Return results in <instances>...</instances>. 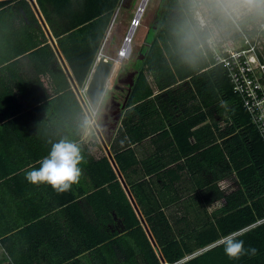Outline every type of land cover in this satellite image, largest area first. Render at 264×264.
I'll return each mask as SVG.
<instances>
[{"label": "crops", "instance_id": "0c3cea01", "mask_svg": "<svg viewBox=\"0 0 264 264\" xmlns=\"http://www.w3.org/2000/svg\"><path fill=\"white\" fill-rule=\"evenodd\" d=\"M123 1L110 20L90 73L85 82L79 84L60 47V40L70 33L67 32L70 23L65 13L75 12L79 18H85L87 8H71L69 0H0V203H10L15 205L16 212L20 211L9 217L12 218L11 224H18L20 228L29 225V221L25 220L34 213L57 204L55 195L47 191L51 189L49 184H32L25 179V175L40 167L38 161L48 155L51 144L65 140L77 144L87 161L79 165L83 170L80 182L71 187L75 201L86 218L93 216L101 232L99 235L107 237L106 242L125 233L121 222L124 217L116 209L106 212L99 208L89 212L87 197L95 188L102 186L98 166L93 170L89 167L90 154L95 159L103 153L108 157L161 264L184 263L212 251L216 252L213 255L215 259H204V264H253L255 259L258 262L263 259L259 257L261 252L230 259L225 254L224 245L219 243L222 237L230 234L224 233L218 224L228 208L227 197L238 192L242 185L229 153L233 135L229 130L233 124L229 105L215 84L205 86L189 77L161 90L152 73L145 69L153 89L150 107L145 108V102L128 107L132 88L127 100L126 97L130 83L133 81L135 84L136 66L135 70L127 69L125 77L117 73L119 69L114 73V67L100 105L92 107L91 104V109L97 110L95 117L80 102L75 89L89 84L100 54L112 61L114 59L104 53L103 48L108 40L111 42L113 39L116 27H122L120 22L115 24V17ZM55 3L59 4L58 8ZM58 9L62 13L58 11V14ZM190 13L198 26L191 9ZM203 15L210 21V26L204 29L209 35L215 33L214 20L220 18L226 24L227 32L235 31L229 16L207 12ZM79 38L84 39L85 35H79ZM206 49L212 56L207 46ZM141 56L138 59L145 58L142 52ZM55 59L59 61L63 73L55 67ZM115 61L117 64L121 62L118 59ZM136 63L137 59L133 65ZM209 63L206 69L217 65L214 60ZM66 82L69 83L68 88L74 91L75 99L60 101L57 95L66 88ZM124 102L125 107H122ZM119 114L121 118L117 120ZM126 114H129L130 121L127 126L123 125ZM92 118H95L96 124L91 123ZM142 118L146 121L140 125ZM127 127L129 131H126ZM139 136L144 137L136 139ZM127 151L129 167L125 172L116 155L126 156ZM217 180L230 181L234 190L225 195L217 188ZM65 195L68 196L69 192L62 193V196ZM217 199L224 201L223 207L209 209ZM234 200L242 201V196L236 195ZM54 210L43 212L42 217L33 219L36 223L47 216L54 217L49 219L53 220L52 223L38 225L40 234L47 232L48 235L45 242L38 239V252L45 264H56L55 253L59 251L55 246L60 242L53 244L52 233L61 230L59 236L65 244V238H74L73 231L77 229L75 221L79 220V213L74 214L73 208L68 213H61L57 206ZM150 219L163 224L165 220L172 226L177 248L187 251L181 260L173 263L166 260L152 232ZM263 222L264 218H259L233 232L242 233L240 237ZM44 226L49 231L43 229ZM164 227L169 230L168 226ZM159 234L162 232L159 231ZM168 234L171 236L170 231ZM207 239L211 241L200 245ZM244 247L249 249L245 241ZM75 249L82 250L79 247ZM119 250V245L112 249L119 257L115 262H125ZM102 257V254H86L75 264H107ZM136 257L139 264H147L139 254ZM69 261L72 260L59 264H69Z\"/></svg>", "mask_w": 264, "mask_h": 264}, {"label": "trees", "instance_id": "16d2710c", "mask_svg": "<svg viewBox=\"0 0 264 264\" xmlns=\"http://www.w3.org/2000/svg\"><path fill=\"white\" fill-rule=\"evenodd\" d=\"M120 2L121 0H69L71 4H69V7L87 8L88 10L85 18H79L75 12L65 13L70 23L67 32L70 33L60 40V47L67 57L79 84H83L90 73L110 20ZM55 7L58 8L59 4L55 3ZM190 9V0H163L158 10L155 26L149 28L147 34L150 44L144 49L145 58L142 60L137 59L135 64L137 76L128 100V107L143 102H145V108L150 107L152 100L149 99L153 96V89L146 76L145 69L152 73L161 90L189 77L196 83L205 86L209 83L211 85L212 83L215 84L214 86L229 105V113L233 120V124L229 128L230 132L233 133L230 138L232 147H230L229 153L233 168L237 170L242 185L238 192L227 197L228 208L223 219L218 221L219 228L227 234L248 226L259 218H264V142L251 123L248 111L233 92L224 67L215 65V67L206 69L210 64V60L213 61L205 43L209 33L198 28L193 21ZM58 11L62 13L59 9L57 13ZM83 34L85 38H79V35ZM54 64L63 73L57 59H55ZM68 87L69 83L66 82V88L57 95L59 96L58 100L75 99L74 91ZM128 115L126 114L123 125L127 126V123L130 122H128ZM145 121L146 119L142 118L140 125L144 124ZM79 128L81 127L79 126ZM126 131H129V127L126 128ZM141 137L144 136H139L136 139H141ZM116 158L121 169L127 172L129 167L128 151L126 156L118 153ZM90 161L91 165L89 167L91 170L97 166L100 170V184L102 186L95 188L93 193L88 195L87 199L90 201L89 212L99 208L106 212L116 209L118 214L124 217L121 222L122 227L125 228V233L106 242L107 237L99 235L101 232L97 223L93 220V216L86 218L84 211H80L72 189L68 191V196H62V193L56 192L51 187L47 191L50 190V194L55 195L58 203L50 205L49 208L42 209L27 218L25 221H29V225L25 227L20 228L18 224H11L12 218L9 217L20 212H16L15 205L0 203V264H45L38 252L40 242H38V239H43L42 242H45L48 235L47 232H43L41 235L38 225L41 227L45 222L52 223L53 220L49 221V219H54V217L47 216L36 223L33 219L37 216L38 218L42 217L43 212L51 209L50 212H54V206H57L61 213H68L72 208L74 214L79 213V220L75 221L77 229L73 231V239L68 240L65 238L66 242L63 244L59 236L60 229V231L57 230L58 233L56 231L51 235L53 244H56V241L60 242L59 245H54L59 250L55 253L56 264L68 263V260H72L69 261V264H75L81 258L83 259L86 254H102V260L106 261L107 264H139L138 257H136L138 254L143 257L147 264H161L144 227L137 218L125 191L117 179L108 157L103 153L101 157L95 159L90 154ZM236 195H241L242 201H235ZM55 215L51 214V216ZM23 222L24 220L19 224ZM150 224L166 260L170 263L181 260L187 251L181 250V247L177 248L178 242L175 241L172 234V226L165 220L163 224L156 219H150ZM165 225L168 226L169 230L165 229ZM43 229L49 231L46 226ZM159 231L162 232L161 235ZM168 231H170L171 236ZM54 235L58 237V240ZM237 239L245 241L248 248L257 249L256 253L261 252L259 257L262 256L263 259L258 262L255 259L253 264H264V222ZM210 241L211 239H207L200 245L208 244L207 242ZM118 245L120 246L121 256L126 259L125 262H115L119 257L118 253L113 252L112 249ZM76 247L82 248V250L78 251L75 249ZM62 248L64 250H61ZM214 253L216 252H207L198 256V258L179 264H199L200 262L204 264V259H215L213 257ZM79 255L83 256L77 257ZM248 256H251V254H248Z\"/></svg>", "mask_w": 264, "mask_h": 264}, {"label": "built area", "instance_id": "2783aa9c", "mask_svg": "<svg viewBox=\"0 0 264 264\" xmlns=\"http://www.w3.org/2000/svg\"><path fill=\"white\" fill-rule=\"evenodd\" d=\"M256 15L257 12L248 10L227 15L235 26L232 32H227L221 18L214 20L216 31L206 37L205 43L214 63L224 67L234 92L241 98L251 123L264 142V16ZM194 18L201 29L210 26L207 16ZM133 21L134 24L139 23L136 18ZM119 55L124 57L122 50ZM87 89L86 83L75 90L82 105L95 117L97 110L91 109ZM91 123L96 124L95 118Z\"/></svg>", "mask_w": 264, "mask_h": 264}, {"label": "clouds", "instance_id": "9594fccd", "mask_svg": "<svg viewBox=\"0 0 264 264\" xmlns=\"http://www.w3.org/2000/svg\"><path fill=\"white\" fill-rule=\"evenodd\" d=\"M194 17L200 18L205 12L211 14L231 15L242 10L255 11L264 15V0H190ZM77 144L61 140L51 144L48 155L41 158L38 169L33 168L25 175L32 184H49L56 192L69 191L74 184L80 182L83 170L79 165L86 163ZM217 188L225 195L233 191L228 180H217ZM224 201L217 199L208 208L223 207ZM242 233L233 232L220 239L224 245L225 254L230 259H239L242 255H255L257 249H245L244 241L237 239Z\"/></svg>", "mask_w": 264, "mask_h": 264}, {"label": "rangeland", "instance_id": "374dc122", "mask_svg": "<svg viewBox=\"0 0 264 264\" xmlns=\"http://www.w3.org/2000/svg\"><path fill=\"white\" fill-rule=\"evenodd\" d=\"M141 2L142 0H124L120 4V8L115 17V24H118L120 22L122 27H116L114 34L112 33L113 39H111V42L108 40L103 48V52L109 56H112L114 58V62H116L115 60L117 59L121 61L118 64L116 63V69L114 70V73L119 69L117 73L123 75L122 77H125L127 75V69L135 70V65H133V62L138 59V56H141V52L144 54V49L149 46L150 42L149 39H147V34L149 28L155 26L158 18V10L162 5L163 0H148L144 11L141 12L142 16L139 17L138 8ZM243 12H246V10H242L238 13ZM135 18L137 19V21H139V23H136L134 25L133 20ZM133 27H135L136 29L134 30L133 39L131 41L132 48L129 52V55L118 58V54L120 50H122L121 47H123L129 31ZM116 75L115 77H117ZM124 86L127 87V84H124ZM107 98L109 99V96H106V99Z\"/></svg>", "mask_w": 264, "mask_h": 264}, {"label": "water", "instance_id": "95a60500", "mask_svg": "<svg viewBox=\"0 0 264 264\" xmlns=\"http://www.w3.org/2000/svg\"><path fill=\"white\" fill-rule=\"evenodd\" d=\"M147 2L144 6L143 3H140V6L138 8V12L143 10L146 6ZM134 35V29L131 28V30L128 33L127 39L130 41V38ZM125 44V43H124ZM125 49V48H124ZM144 56V55H143ZM116 62H113L112 59H108L100 54L97 65L95 66V69L93 71V74L91 76V79L88 84L87 94L89 96V99L91 101V104L93 107H98L103 99V97L106 94V86L107 81L111 75V73L114 70ZM134 75V73H132ZM134 82L132 81L130 83L129 92L126 97V100L128 99L129 93L131 91V88L133 86ZM122 107H125V102L122 105ZM121 114L117 116V120H120Z\"/></svg>", "mask_w": 264, "mask_h": 264}, {"label": "bare ground", "instance_id": "6f19581e", "mask_svg": "<svg viewBox=\"0 0 264 264\" xmlns=\"http://www.w3.org/2000/svg\"><path fill=\"white\" fill-rule=\"evenodd\" d=\"M146 2H148V0H142V3H143L142 6H144ZM144 9H145V8H144ZM144 9L138 12L139 17L142 16V15H141V12H143ZM134 25H135V24H134ZM133 29L135 30L136 28L133 27ZM132 39H133V36L130 38V41L127 40V42L125 43L124 48L126 49V51H124V50H125L124 48L122 49V51H123V55H124V56H128V52H130V50H131V48H132V47H131V41H132ZM122 57H123V56H122ZM122 57H120V58H122ZM117 62H119V61H117ZM92 107H93V106H92Z\"/></svg>", "mask_w": 264, "mask_h": 264}]
</instances>
